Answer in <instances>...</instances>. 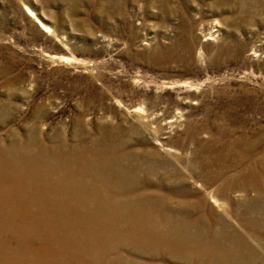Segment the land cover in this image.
Returning <instances> with one entry per match:
<instances>
[{"label":"rangeland","instance_id":"374dc122","mask_svg":"<svg viewBox=\"0 0 264 264\" xmlns=\"http://www.w3.org/2000/svg\"><path fill=\"white\" fill-rule=\"evenodd\" d=\"M0 264H264V0H0Z\"/></svg>","mask_w":264,"mask_h":264},{"label":"bare ground","instance_id":"6f19581e","mask_svg":"<svg viewBox=\"0 0 264 264\" xmlns=\"http://www.w3.org/2000/svg\"><path fill=\"white\" fill-rule=\"evenodd\" d=\"M43 25V24H42ZM136 174V173H135ZM214 200V199H213Z\"/></svg>","mask_w":264,"mask_h":264}]
</instances>
